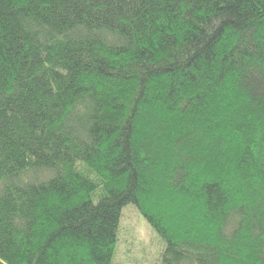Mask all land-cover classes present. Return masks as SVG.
<instances>
[{
  "label": "trees",
  "instance_id": "1",
  "mask_svg": "<svg viewBox=\"0 0 264 264\" xmlns=\"http://www.w3.org/2000/svg\"><path fill=\"white\" fill-rule=\"evenodd\" d=\"M264 264V0H0V264Z\"/></svg>",
  "mask_w": 264,
  "mask_h": 264
},
{
  "label": "rangeland",
  "instance_id": "2",
  "mask_svg": "<svg viewBox=\"0 0 264 264\" xmlns=\"http://www.w3.org/2000/svg\"><path fill=\"white\" fill-rule=\"evenodd\" d=\"M162 243L131 206L123 210L115 264H160Z\"/></svg>",
  "mask_w": 264,
  "mask_h": 264
}]
</instances>
